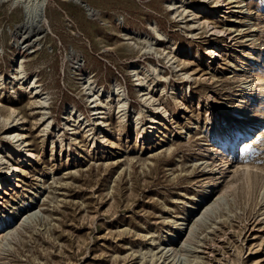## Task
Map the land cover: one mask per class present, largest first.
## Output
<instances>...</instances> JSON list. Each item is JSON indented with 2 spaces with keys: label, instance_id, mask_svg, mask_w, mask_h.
I'll list each match as a JSON object with an SVG mask.
<instances>
[{
  "label": "rangeland",
  "instance_id": "rangeland-1",
  "mask_svg": "<svg viewBox=\"0 0 264 264\" xmlns=\"http://www.w3.org/2000/svg\"><path fill=\"white\" fill-rule=\"evenodd\" d=\"M84 1L102 16L49 0V24L31 33L22 6L0 0V73L9 77L24 52L51 121L25 90L0 92L23 118L15 128L0 120V146L16 147L8 135L23 132L35 154L28 164L9 157L21 172L0 168V202L22 209L1 235L11 230L0 264H264V98L252 94L264 83V0H192L185 11L178 0ZM193 6L208 13L190 16ZM199 18L210 24L194 26ZM94 87L106 126L90 103ZM70 105L93 135L64 120ZM211 122L236 135L230 157L211 150Z\"/></svg>",
  "mask_w": 264,
  "mask_h": 264
},
{
  "label": "bare ground",
  "instance_id": "bare-ground-1",
  "mask_svg": "<svg viewBox=\"0 0 264 264\" xmlns=\"http://www.w3.org/2000/svg\"><path fill=\"white\" fill-rule=\"evenodd\" d=\"M69 1H72V2L82 6L86 10L89 17L100 18L102 16L100 10L91 6L89 3L85 2L84 0H69ZM206 1L207 0H203V3H206ZM187 2L191 3L192 0H178L174 4L180 3L184 7L183 11H185L188 9ZM13 4L14 5L20 4L22 6V8L24 10V15H25V22H24L23 26L28 28V29H31V33L32 32H43L44 31L43 30L44 24H49V20L47 17L49 0H14ZM174 4H171L170 6L172 7V5H174ZM173 7H175V6H173ZM171 9L173 10V8H171ZM192 9H193V11L190 14V16H193V17L198 15L199 12L208 11V7L193 6ZM176 10H177V8H176ZM206 13H208V12H206ZM219 17H221V16H219ZM194 19H196V18H194ZM218 20H220V19H218ZM118 22L122 26V28H124V21L123 20L121 21L120 19H118ZM204 22L210 24V22L208 20H204ZM204 22H202L201 18H199L196 22H194V26H196V25L201 26ZM215 30H220L219 32L221 34L226 35V32L224 31V29H218L217 27H215ZM154 31L159 36V38H162V35L159 33V31L156 27H155ZM137 36H139V35H137ZM140 38H142V37H140ZM22 47H25V46H22ZM172 48H173V50H172L171 54H173L174 56H172L171 59H174L176 61L175 56L178 52V48L175 46H172ZM20 49H21V47H20ZM25 49H26V47H25ZM211 49H212L211 52L213 54H215L216 56L220 55L218 50H213L214 48H211ZM1 51H3V50H1ZM24 51L27 52V50H24ZM20 54L21 55H19L17 60L15 62H13L11 65L12 69L10 71L9 77H5L0 73V92L5 91L6 89H9L14 93H16L18 89L25 90L27 93L30 94V96H32L30 98L35 99V103L43 111L42 117H43V119L47 118L46 119V121H48L47 127L49 128L51 121H49L50 119L47 117V115H48L47 110L49 109V105L47 102L48 96L46 95V93H43L42 89L40 88V85H38V81H37L38 77L37 76H34L32 78H29L27 76V74L25 72V67H24V62H26V60H25L26 56H25L24 52H22ZM84 68H85L84 63L81 62L80 57H78L76 59V61L74 62V69L76 70V72H79V73H81V75H83ZM137 80H139V79H137ZM88 81L90 83L89 86L91 88L93 83L91 82L90 77H89ZM250 81L253 82L254 79H251ZM116 89L115 90L117 91V97H119L118 106H119L120 111L123 112L128 107L126 104L127 102L125 103L124 102L125 100L120 98V96L121 97H123V96H122V94L120 95V92H118L119 89L118 88H116ZM116 91H115V93H116ZM87 94H88V92H87ZM102 94H103V90L101 88L97 89V87H94L93 94L90 95L89 98H90V101L92 100V102H90V103L94 105V114H96V116L101 119L100 123L102 125L106 126L108 121H107V119H104V118H107L106 116H107V113L109 110L106 109L105 111H100V108L97 105L98 101H101V95ZM252 94L254 95V97L264 98V83L261 86L254 85V87L252 89ZM111 96H113V95H110V94L106 95V98H107V103L105 104L106 108L108 105H110V102H111L110 97ZM4 108L7 112L6 117H4L2 114V110ZM70 117H72V121L76 123V126L78 129H81L82 127H84V125H82L83 123H81V119H82L83 115L79 111H77L75 107H73L71 105H70V107H68V110L65 111L64 120H67ZM119 118L123 119V116L121 115ZM21 119H23V118H19V114L17 113L15 108L5 107V105L1 102V99H0V120L8 123V125H10V128H15V127L20 126V124H21L20 120ZM151 120H152V122L155 121L154 117H151ZM135 122L137 125H140V118L136 117ZM90 125H88V126L85 125L84 128L88 131L89 135H93L91 133L92 129L89 128ZM94 125L96 126V122H94ZM151 125L153 127L154 123H151ZM209 125H210L209 131L211 134V138L213 139V142H214V146H213L214 148L212 147L211 150L216 152L219 155H225V157H230L232 150L235 146L236 135L233 133L231 138H228L227 135L225 134V131H222L219 128H217L212 122ZM245 125H246L248 131L251 130L252 124L250 122H247ZM259 132H261L260 136L263 135L262 131H259ZM8 137L11 139V141L17 143L18 145H16V147H7L6 152H4L3 147L0 146V168L2 170L1 173H3V174H12V173H15L17 171L21 172V167L17 163L12 162L9 157H14L19 162L24 163V164H28L29 163L28 161L33 159V157L35 155L34 152L30 148H28L29 145L27 144V140L25 139V137H26L25 133H23V132H10ZM140 151H142V149ZM5 164H8L9 166H6ZM238 166H239V163L237 164V166H234V171L232 174L233 177H235L237 174H239L240 169L238 170ZM7 179H8V177H4V175H0V191H2L3 188L6 187V185H8V184H6ZM234 186H235V182L226 183L225 188H223L221 190V192L227 193L230 190H232L234 188ZM34 193L35 192L30 193V195L27 194L28 196L22 195L21 198H22V200L29 201V200H31V196ZM0 204L2 206L0 208V215L3 216L2 219H0V245H1L3 242V239H7V237L10 236L11 230L9 232H7L5 235H3V236H1V235L3 234V232L6 231V227L9 224H11L14 220H16L18 217L21 216L22 209L18 207L19 203H13L12 207L10 208L12 210H10V211L7 210V208L4 206L3 203L0 202ZM214 204L218 205V203H215V202H214ZM207 209H206V211H208ZM197 221H199V220H197ZM167 235L170 237L171 243L176 241L179 238L178 235L172 236L170 234V232H167ZM171 245H173V244H171ZM170 250L172 251V254H174L175 250L173 248H171ZM158 258L163 259L162 256L158 257ZM152 260H154V256H153ZM163 263L166 264V260H163Z\"/></svg>",
  "mask_w": 264,
  "mask_h": 264
}]
</instances>
